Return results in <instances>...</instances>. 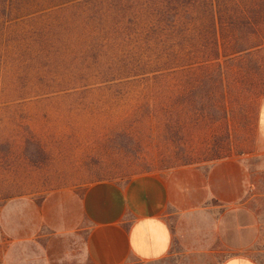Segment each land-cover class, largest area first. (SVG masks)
<instances>
[{
  "label": "trees",
  "instance_id": "16d2710c",
  "mask_svg": "<svg viewBox=\"0 0 264 264\" xmlns=\"http://www.w3.org/2000/svg\"><path fill=\"white\" fill-rule=\"evenodd\" d=\"M7 19L17 27L6 34ZM223 82L263 90L264 0H0V103L27 106L30 131L55 133L93 108L100 115L80 126L111 131L105 107L119 112L114 146L144 157L152 144L161 166L206 160L219 154L203 131ZM18 127L13 112L0 123V198L34 184L28 161L47 148L31 139L19 151L7 133Z\"/></svg>",
  "mask_w": 264,
  "mask_h": 264
},
{
  "label": "crops",
  "instance_id": "0c3cea01",
  "mask_svg": "<svg viewBox=\"0 0 264 264\" xmlns=\"http://www.w3.org/2000/svg\"><path fill=\"white\" fill-rule=\"evenodd\" d=\"M223 85V97L210 102L203 131L219 154L123 178L55 186L37 199L10 196L0 207V233L6 239L0 264H6L15 243L39 236L48 264H176L167 251L172 236L179 237L180 223L203 232L213 228L225 244H240L248 209L239 203L264 181L259 162L247 161L264 155V88L229 93ZM245 138L257 144L245 150ZM217 264L256 263L230 255Z\"/></svg>",
  "mask_w": 264,
  "mask_h": 264
},
{
  "label": "rangeland",
  "instance_id": "374dc122",
  "mask_svg": "<svg viewBox=\"0 0 264 264\" xmlns=\"http://www.w3.org/2000/svg\"><path fill=\"white\" fill-rule=\"evenodd\" d=\"M33 3L20 4V7L7 12L5 18H8L9 15L12 16L16 13L28 11ZM19 20L30 21V19ZM2 22V28L6 34L11 33L13 28L17 27L16 23L12 22V19ZM45 105L49 107L52 104L46 103ZM43 107L45 106L43 105ZM95 109L93 108L86 112L78 110L70 113L69 120L71 122L69 126L57 125L55 133L35 132L28 130L29 108L27 106L0 103V123L12 112L19 123L17 130H9L7 132L8 134H15L16 138L14 140L19 151H22L24 145L31 139L34 141L35 139L41 140L47 146L43 152L36 151L31 154L32 157L36 156L34 157L35 161H28L31 165L34 163L36 166L35 170L29 173L32 179H36L34 184L15 187L16 190L20 192L26 191L21 194L37 199L43 190L55 186L77 185L101 177L123 178L135 172L162 167L158 161L161 153L156 152L152 144L148 143V148L145 150L147 154L145 153L146 156L144 157H140L143 153H132L130 149L126 150L121 145L119 147L114 146L119 140V136L113 132L114 127L117 126H110L108 123L114 121L110 118L113 112L106 110L107 108L105 107L101 109V112L104 115V121L107 122L105 127L108 126V129H112L111 131L98 132V127L95 126H92L93 129L81 127L82 121H94L100 115L99 110ZM76 122L80 127L76 126ZM50 123H54L52 118H48V124ZM150 131L152 132L151 129ZM164 131V128L161 129L162 145L165 144ZM137 138L140 140L139 136ZM243 141V149L245 150H250L253 144H257L252 138H245ZM142 144L147 143L142 142ZM130 146L134 147L135 144H130ZM28 150L31 151L32 149ZM40 153L41 157L37 158ZM247 161L252 165H256L259 162L260 168L264 171V155L261 158L248 156ZM263 190L264 181L260 180L257 189H248L249 196L239 203L248 209V220L242 227V230L246 232L242 240H238L241 242L240 244H225L220 235L214 233L213 228H208L203 232V227L199 231L196 226L180 223L178 226L179 237L172 236L167 256L176 264H217L219 260L230 255H242L253 260L256 264H264ZM9 197L0 198V207L2 202ZM214 210L219 211L220 208ZM42 243V236L15 243L7 253L6 264H48L44 262L43 250L41 249ZM5 244L6 239L0 233V251L6 248ZM127 264L135 263L132 260Z\"/></svg>",
  "mask_w": 264,
  "mask_h": 264
}]
</instances>
